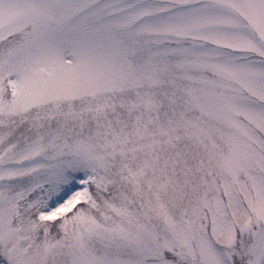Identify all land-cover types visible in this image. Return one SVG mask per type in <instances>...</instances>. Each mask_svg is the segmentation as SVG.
Returning a JSON list of instances; mask_svg holds the SVG:
<instances>
[{"label":"snow or ice","instance_id":"obj_1","mask_svg":"<svg viewBox=\"0 0 264 264\" xmlns=\"http://www.w3.org/2000/svg\"><path fill=\"white\" fill-rule=\"evenodd\" d=\"M0 264H264V0H0Z\"/></svg>","mask_w":264,"mask_h":264}]
</instances>
